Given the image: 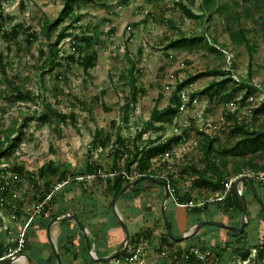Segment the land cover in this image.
I'll return each mask as SVG.
<instances>
[{"label": "rangeland", "instance_id": "374dc122", "mask_svg": "<svg viewBox=\"0 0 264 264\" xmlns=\"http://www.w3.org/2000/svg\"><path fill=\"white\" fill-rule=\"evenodd\" d=\"M65 1L0 0V53L4 56V65L0 63V140L4 142L0 149V244L6 256L25 253L37 264L39 257L50 262L52 251L40 247L49 245L46 232L29 238L26 228L31 221L62 214L77 216L86 225L95 250L103 244L100 250L111 255L125 234L112 210L114 193L107 178L122 174L130 181L137 179L140 157L129 163L135 147L141 151L149 141H165L175 134L183 141L167 151L170 155L166 152L151 158L158 168L156 176L171 179L167 214L173 235L186 234L206 221L240 226L242 208L234 182L253 169L243 166L244 160L227 155L208 159L201 131L216 138L219 150H230L240 139L231 134L234 118H228V113L250 127L264 124V115L255 121L251 112L264 102V5L246 0H73L77 21L64 19L53 41L69 24L71 35L61 41L54 68L40 69L45 60L40 50L47 51L51 44L43 28L58 18ZM180 4L194 17H188ZM236 16L247 30L250 49L230 42L228 30L238 23ZM19 25L23 31L16 39H8L7 34ZM33 33L36 37L31 39ZM74 36L91 37L92 49L98 53L89 74L77 63L87 49L80 42V52L75 51ZM180 37L201 41L191 50L172 45ZM73 53L75 61L67 58ZM131 62L135 89L128 74ZM216 70L223 77L216 76ZM229 76L232 81L224 98L209 101L200 94L212 80ZM192 77L196 78L183 91V108L175 122L152 120V111L166 107L178 93L177 86ZM236 84L243 88L229 99L230 88ZM14 85L24 94L31 93L32 100L16 97ZM193 93L198 95L190 103L188 96ZM54 112L65 117L74 114L76 121L72 123L70 117L42 120L44 114ZM119 132L129 145V153L121 159L114 152ZM90 160L100 166L101 174L77 175L76 182L68 175L63 183L54 182V198L51 194L39 200L43 184L38 172L44 164L63 163L71 171H79L86 170ZM258 161L263 167L259 172H264V155ZM237 165L241 174L235 171ZM199 172L213 181H227L225 190L199 186ZM252 181L264 202V182ZM143 182L136 185V192L129 189L116 203L130 233L121 255L108 263L92 261L81 253L77 225L63 221L53 227L62 264H253L264 246V215L246 181L240 184L248 203L243 233L232 235L205 225L183 241L168 238L161 212L163 188L144 187ZM64 185L68 190H63ZM3 187L8 190L5 199ZM181 199L187 204L181 205Z\"/></svg>", "mask_w": 264, "mask_h": 264}, {"label": "trees", "instance_id": "16d2710c", "mask_svg": "<svg viewBox=\"0 0 264 264\" xmlns=\"http://www.w3.org/2000/svg\"><path fill=\"white\" fill-rule=\"evenodd\" d=\"M246 1H253L255 4H260L262 3L264 5V0H246ZM72 2L73 0H66L64 3V7L60 12V15L58 16V18L54 21V22H46L44 28H43V34L45 36L46 39H48L50 41V45L48 47L47 51H43L40 50V54L41 56H43L45 58V60L43 61V66H41L40 69L43 68H50V70L47 71H51L54 68V64L56 59L59 56V45L61 43V41L63 39H65L67 36H70L71 34L68 33L69 29H70V24L67 26H64L63 28L60 29V31L57 33V35L54 38L53 41V37H54V33L56 32V30L60 27V25L63 23L64 19L69 18L72 22L77 21L74 17H73V6H72ZM207 3V1H206ZM181 8L183 9L184 13L188 16V17H194V14L192 13L191 10H189L186 6H183L182 4ZM221 9H219L220 11ZM235 19L238 21V23L235 25H231L228 33H229V39L230 42L233 45H246L248 47V49H250V40L247 36V30L240 24L239 22V18L238 16L235 17ZM23 31L22 26H16L12 29L10 36H8L7 34V38L9 39L10 37L13 39H16L19 35V33ZM29 37H31V39H34L36 37V34H29ZM74 39H76L77 41L75 42V45L73 46L74 50L76 51L78 48V44L82 42L84 44L85 49H87V54H85L80 60H77L78 65L83 69V71L86 74H89L90 69L94 68L96 65V62L98 60V53L96 50L92 49L93 45L91 44L92 42V38L91 37H78V36H74ZM53 41V42H52ZM201 40L198 39L197 37L194 38H178L174 41V43L172 45H175L179 48H184V49H189L191 50L193 47H195ZM83 50V49H82ZM84 51V50H83ZM214 51H216L214 49ZM80 52V50H79ZM69 60L75 61V57H74V53L71 56L67 57ZM0 63L4 65V56L2 53H0ZM57 66H60L61 64H56ZM134 69H135V65L131 62V67L128 70V74L130 75V79H131V85L133 86V89H135V84H136V80L134 79ZM216 76H220L223 77V73L221 72V70H216L214 71ZM196 77H192L187 81L182 82L181 84H179L177 86L178 88V93L175 94L170 100H169V104L164 107V108H155L152 113H151V119L158 122V123H162V124H173L176 120V118L179 115L180 112V107L182 105V97L181 94L183 91L186 90L187 85H189L190 83H192V81H194ZM232 81L231 76L229 77H225L222 78L221 80H212L210 82V84L204 88L202 90V93H200L201 95H205L209 101H215L216 99H222L224 98L227 94L225 93V90L227 88V86L229 85V83ZM243 88V84H236V85H232V87L230 88L228 97L229 99L231 97L234 96V94L241 90ZM14 90L16 91L17 96L19 97H23V98H27L32 100L31 93L27 92V93H23L21 92V88L19 86L14 85ZM250 94V92L248 91L246 96L244 97V100H246V98L248 97V95ZM198 93H193V94H189V101L190 103H192L196 98H197ZM136 96V94H135ZM130 103L126 105V108L130 107ZM48 108L51 109V105H47ZM252 116L254 117L255 121H258L260 119V117L262 115H264V102L261 103L260 105H258L257 107L252 109ZM52 117H58L59 119H67V118H71V122L75 123V115L71 114L70 116H66L62 115L58 112H54L53 115L52 113H47L44 114L42 116V120L45 122H48L50 118ZM228 118L233 119L234 118V123L232 126V131L231 134L235 137H238L240 140L234 144V146L232 147V149L230 150H219V148H216V138H213L212 136H210L209 134L201 131V136L203 138V150H204V154L205 156L209 159H218L220 157H225L226 155L229 158L232 159H236L240 158L241 160H244V162L242 163L243 166L248 167L250 166L253 170H251L252 172H259L260 170H263V167L260 166L259 164V155H264V124H260L258 126H254V127H250L248 126L246 123L244 122H239L237 118H235V116L233 114L228 113ZM124 121L126 122V124H128L129 122V118L126 117L124 118ZM1 133V132H0ZM141 136V133L138 134L136 136L137 139H139ZM9 137L7 136L5 138V140L9 141ZM116 141H117V148L114 150V152L116 153L115 156L117 157V159H121L122 156L126 155L127 153H129V145H128V141L123 137L122 132H119L116 135ZM183 141V137L182 136H176L173 135L170 138H167L165 141H161V140H155V141H149L144 147L143 149L140 151V148L138 146L135 147V154L134 156H131V159L129 160V163L132 164L134 163V161H136L139 157H140V162L136 168V171L138 173V177L140 176H153L156 178V172L158 171V168L155 166L154 163L151 162V158L153 156L156 155H160V154H165L167 151H170L173 147L174 144H179L180 142ZM102 145H104V142H101ZM4 146V142H1L0 140V149ZM9 148H13V146L11 145ZM221 162L225 165V161L223 159H221ZM213 163V162H212ZM213 165L215 166V164L213 163ZM116 167V166H115ZM216 167V166H215ZM101 170L100 166L93 160V161H89L86 170H79V171H71L70 170V166L68 164H63V163H55V162H48L46 164H44L39 172H38V179L39 181L43 184V191H41L40 195L41 197L39 198L40 201H44L48 198V196H50L52 194V190H53V185L54 182H61L63 183L66 180V177L68 175L72 176L73 178H71L72 182H76L78 181L77 175L79 176H89V175H96L97 172ZM235 171L238 174L242 173V168L239 167L238 165L235 168ZM160 179V178H159ZM163 181H165L169 186L172 185L171 183V179L169 178H163ZM198 185L199 186H205V187H212L214 190L216 189H220L221 191L225 190V185L227 181H213L212 178L207 177L203 172H199L198 173ZM107 182L109 184L112 183V188H113V196L114 199L116 198V196L119 194V192L121 191V189L130 182V179L124 177L122 174H116V175H110L109 178H107ZM69 187H71L73 184H68ZM144 187H149V186H157V184L148 182V181H144L143 182ZM174 185V184H173ZM216 185V186H215ZM65 186V185H64ZM63 186V187H64ZM139 187V184L137 185ZM137 186L132 187L131 190H134L135 192L137 191ZM68 186H65L63 188V190H68L67 188ZM4 191H2L1 195H2V199H5L6 195L8 194V190L7 187H3ZM82 190V187H79ZM136 189V190H135ZM50 198H54L53 194L51 195ZM189 198V197H188ZM180 204L184 205L187 204L184 202V200H180ZM240 201V199H239ZM241 203V201H240ZM208 203H205L204 205H208ZM241 208H242V204H241ZM168 217L169 220L171 219L170 214L168 213ZM78 218V217H77ZM79 219V218H78ZM34 220V219H33ZM37 220H35L36 222ZM50 220H45L43 217L40 218V220H38L36 222L37 225H35L34 223L32 224V221L28 224L27 228H26V233L28 235L29 238H36L39 235L44 236L43 234L46 232V226L48 224ZM82 222V221H81ZM84 223V222H83ZM3 222L0 219V225H2ZM166 226V225H165ZM225 230V229H223ZM77 235H79L80 239V249H81V253L86 255V245L84 242V238L80 232V230L77 228ZM228 233L232 234V235H237L236 233L226 230ZM76 232V231H75ZM168 235V234H167ZM168 238H170V236L168 235ZM76 240V239H75ZM92 243L93 240H91ZM41 248H45L48 249L49 251H52L49 245H41ZM103 247V244H99V246L97 247V253L100 256H106L107 253L105 251L100 250V248ZM21 251V249H20ZM35 253V252H34ZM6 249L3 247L2 244H0V258L6 256ZM249 254V253H248ZM248 254H246L245 256H247ZM44 258V259H43ZM40 258L39 257V262L41 264V262L43 264H55L54 261V257L52 256L51 261L47 262L45 260V257ZM37 259V257H36ZM264 260V246L261 250H259V253L256 256V259H254L253 264H262Z\"/></svg>", "mask_w": 264, "mask_h": 264}, {"label": "water", "instance_id": "95a60500", "mask_svg": "<svg viewBox=\"0 0 264 264\" xmlns=\"http://www.w3.org/2000/svg\"><path fill=\"white\" fill-rule=\"evenodd\" d=\"M143 181H148V182L157 184L163 188L164 197H163V201L161 204V212H162V215L164 218V223L166 225L168 235L172 239H175L177 241H183V240H187L189 238L194 237L199 232L200 228H202L205 225H212V226H216V227H219V228H222L225 230H229V231H233L236 233H243L245 231V226L248 222V203H247V199H246L245 195L240 190V184L245 182V181L248 183L249 187L251 188V190L253 192V195L255 196L258 203L260 204V208H261L262 213L264 215V202H263L262 198L260 197L257 189L255 188L251 177L248 175H244V176H241L240 178H238L237 180H235V182H234L235 191L238 194L240 201H241V204H242V216H241L240 226L237 227V226L225 224V223L206 221V222H200L199 224H197L194 227V229L190 230L186 234H183L180 236H174L173 232H172L171 223H170V220H169V217L167 214V202L171 198L169 185L165 181L160 180L159 178H156L153 176H140L137 179L127 183L121 189L119 194L116 196V198L112 202L113 213L116 216L119 224L121 225V227L124 231L125 238L118 245L117 249L109 256L103 257L97 253V251L95 250L94 244L91 242V239L89 236V231H88L86 225L83 222H81L77 218V216H75L73 214H62V215L54 216L53 218L50 219V221L48 222V224L46 226V238H47L48 244L52 250L56 264H62V261H61L59 251H58L57 246H56L55 241H54L53 227L55 224L63 222V221H73L77 225L78 229L80 230V232L84 238L87 255L91 258L92 261L100 262V263H108L112 260L117 259L121 255L122 251L126 248L128 242H129V239H130V233H129V229H128L124 219L122 218L120 211L118 210V208L116 206V203L129 189H131L132 187L138 185L139 183H141ZM20 260L27 261L28 264H37L33 260V258L30 257V255L25 254V253H15V254H12L9 256H4V257L0 258V264H14Z\"/></svg>", "mask_w": 264, "mask_h": 264}, {"label": "built area", "instance_id": "2783aa9c", "mask_svg": "<svg viewBox=\"0 0 264 264\" xmlns=\"http://www.w3.org/2000/svg\"><path fill=\"white\" fill-rule=\"evenodd\" d=\"M185 94L186 93L182 92V94H181L182 99H185ZM180 108L181 109L183 108L182 105H181ZM169 155H170V153L167 152L166 153V156H169ZM99 174H101V171H100ZM247 175L250 176L251 179L253 178V179H256V180H259V181H263L264 182V172H257V173L251 172V173H248Z\"/></svg>", "mask_w": 264, "mask_h": 264}]
</instances>
